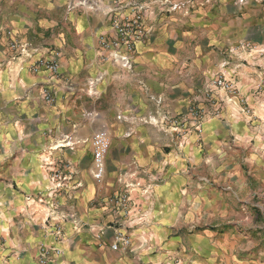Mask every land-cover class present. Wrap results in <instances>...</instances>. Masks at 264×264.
Listing matches in <instances>:
<instances>
[{
  "label": "crops",
  "instance_id": "crops-1",
  "mask_svg": "<svg viewBox=\"0 0 264 264\" xmlns=\"http://www.w3.org/2000/svg\"><path fill=\"white\" fill-rule=\"evenodd\" d=\"M125 1L156 9L131 69L102 57L110 0H0V264H40L42 244L60 264H264L240 255L253 244L236 233L264 184V0ZM53 56L57 76L36 65ZM218 74L237 93L215 90L221 114L181 134L172 120L203 107ZM121 234L132 241L114 248Z\"/></svg>",
  "mask_w": 264,
  "mask_h": 264
},
{
  "label": "built area",
  "instance_id": "built-area-1",
  "mask_svg": "<svg viewBox=\"0 0 264 264\" xmlns=\"http://www.w3.org/2000/svg\"><path fill=\"white\" fill-rule=\"evenodd\" d=\"M113 4L110 15V28L107 33H103L99 36L98 42L102 51V57L104 60L116 63L123 68L131 69L138 46L146 38H148L154 30V25L150 19V16L156 13L155 6L145 5L144 3L137 2L135 4H127L125 0H110ZM81 5L80 3L70 1L68 8L70 10ZM184 3H175L171 5V9L182 8ZM11 46L14 50H17L18 42L11 40ZM27 47H22L20 51L25 52ZM44 65L54 76H57L60 72V65L56 56L42 58L37 61L36 65ZM37 67V66H36ZM38 68V67H37ZM36 68V69H37ZM205 98L210 102H215L221 96L215 93V90H224L228 95H234L237 93V89L234 82L227 78L224 74L216 75L211 83L205 88ZM45 97L47 100H51L52 96L48 90L45 91ZM217 109L221 107V103L217 105ZM189 117L173 119L172 122L175 126L180 127V133L183 134V129L186 131L187 124L190 121H194V125L202 117V113L196 107H191L189 110ZM93 144V176L97 180H101L105 173L106 157L109 152L111 140L110 136L104 129L97 130L92 138ZM58 173H55L56 177ZM129 199L126 196H122L118 200V207H124ZM55 236L57 240L63 241L66 239L65 232L60 224H55ZM117 242L113 245L117 248L118 243L128 245L130 239L124 234L117 236ZM62 254L61 248L56 245L42 244L39 249V262L40 264H60L58 257Z\"/></svg>",
  "mask_w": 264,
  "mask_h": 264
},
{
  "label": "rangeland",
  "instance_id": "rangeland-1",
  "mask_svg": "<svg viewBox=\"0 0 264 264\" xmlns=\"http://www.w3.org/2000/svg\"><path fill=\"white\" fill-rule=\"evenodd\" d=\"M257 66L259 69H264V67H262L263 65H257ZM253 72L256 73V75H258L259 82L261 83L259 88L255 90V92L256 94L261 93L262 95L260 96L262 99H264V70H257V71L253 70ZM225 99L226 96H220L219 99L216 100L215 102H210L208 100H205L203 107L198 105L197 104L198 102L192 103L190 108L192 106L196 107L202 113V117L198 121V123H196L195 125L193 124L195 129L199 133L202 131V121H204L205 117H209V116L214 117V116H219L221 114L222 108L226 103ZM219 101L221 103V107L217 109L218 107L217 105L219 104ZM259 106H261V108H264V100L259 104ZM259 114L257 116L261 120L262 126L264 128V110L260 111ZM184 130L185 128L183 129V133ZM261 131L264 133V129ZM252 170L253 169L251 168V171ZM252 188L253 190L257 191V194L254 195L253 193L254 196L252 199L253 206H250L251 214L247 215V219L245 218V220H247L246 224H242L238 228L236 233L239 234L238 237L240 238L241 241L244 240L246 242V240H248L253 244V247L250 250L241 251L240 255L242 257H248L249 255H251V251H252L253 256H260L261 261H264V184L262 183V181H259L256 186L252 185ZM216 228H218V226ZM224 229L229 230V228H224ZM124 236H127L130 239V241H132L129 235L124 234Z\"/></svg>",
  "mask_w": 264,
  "mask_h": 264
}]
</instances>
